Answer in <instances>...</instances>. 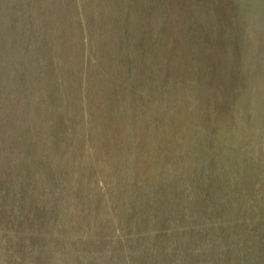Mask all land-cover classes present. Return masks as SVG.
Instances as JSON below:
<instances>
[{
	"label": "rangeland",
	"instance_id": "374dc122",
	"mask_svg": "<svg viewBox=\"0 0 264 264\" xmlns=\"http://www.w3.org/2000/svg\"><path fill=\"white\" fill-rule=\"evenodd\" d=\"M0 264H264V0H0Z\"/></svg>",
	"mask_w": 264,
	"mask_h": 264
}]
</instances>
